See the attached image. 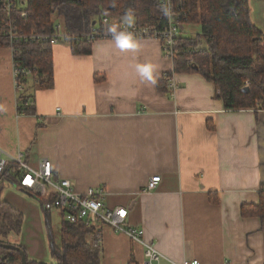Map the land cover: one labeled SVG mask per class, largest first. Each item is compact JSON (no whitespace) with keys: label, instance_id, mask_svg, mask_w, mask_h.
<instances>
[{"label":"crops","instance_id":"0c3cea01","mask_svg":"<svg viewBox=\"0 0 264 264\" xmlns=\"http://www.w3.org/2000/svg\"><path fill=\"white\" fill-rule=\"evenodd\" d=\"M249 3L264 36V0ZM136 42L121 51L115 40H100L91 55L77 57L70 46H55V85L32 91L33 116L17 113L13 56L0 48V147L23 153L34 168L49 159L56 178L80 193L104 188L106 205L129 211L127 225L144 231L161 264H264V221L242 216L243 206L260 204L264 187V110L225 109L213 83L175 73L159 41ZM149 64L154 84L137 71ZM166 72L175 73V98L159 89ZM156 176L157 189L145 192ZM15 189L3 200L25 222L21 240L10 241L49 264L41 204ZM94 241L101 264L146 262L143 245L109 226L93 230Z\"/></svg>","mask_w":264,"mask_h":264},{"label":"trees","instance_id":"16d2710c","mask_svg":"<svg viewBox=\"0 0 264 264\" xmlns=\"http://www.w3.org/2000/svg\"><path fill=\"white\" fill-rule=\"evenodd\" d=\"M251 11L249 0H187L190 24L201 26L202 32L194 38H182L183 45H188L195 53L178 57L175 73H197L213 83L217 92H221L217 97L227 110H264V36L252 23ZM126 13H132L138 24L147 25L161 16L160 0H28L27 18L19 19V26L27 34H47L60 19L69 32L82 33L104 16L123 19ZM8 46V39L0 38V48ZM70 48L76 57L92 53L91 44L86 42L72 43ZM53 49L54 46L45 43L17 47L15 61L35 71L34 79L22 83L25 91L17 100L19 116L36 115L33 90L54 88ZM190 59L193 65H188ZM163 83L164 87L161 83L159 89L168 92ZM247 83L250 94L242 92ZM4 191V183H1L0 243L22 248L10 238L19 240L24 215L3 200ZM36 200L41 204L50 238L52 262L49 264H101L99 245L89 242L93 230L63 219L60 244L56 243L52 213L44 209L45 200ZM242 216L259 217L264 221V187L260 190V204L243 206ZM28 261L39 264L29 258ZM0 264H22V257L17 251L0 247Z\"/></svg>","mask_w":264,"mask_h":264},{"label":"built area","instance_id":"2783aa9c","mask_svg":"<svg viewBox=\"0 0 264 264\" xmlns=\"http://www.w3.org/2000/svg\"><path fill=\"white\" fill-rule=\"evenodd\" d=\"M161 16L147 24H138L135 20L127 25L120 18L102 17L95 22L89 31L82 33L69 32L65 24L56 21L51 33H24L19 26V19L27 18L28 0H0V38H7L13 56V75L17 96L24 93L22 83L34 79L35 71L16 62L14 57L17 47L31 43H45L51 46L72 43L93 44L100 40H113L107 29L115 26L118 29L131 32L135 40H156L161 43L166 59L174 63L183 54H194L195 51L184 46L182 38L190 19L187 12V0H160ZM165 10L167 14H165ZM193 59L188 65H193ZM168 93L175 98L178 82L174 72H166L163 76ZM247 83L245 87H249ZM221 94L220 91L217 92ZM27 104V103H26ZM28 105V104H27ZM59 111V110H58ZM0 176H5L16 183L18 189L29 194L34 199L45 200L43 207L72 225H82L98 231L99 226H109L115 233L126 235L133 242L145 247L146 262L144 264H161L164 256L153 243L144 241V231L127 225L129 211L124 207L109 208L106 205L104 188H89L84 193L78 192L70 180L56 178L52 163L42 159L39 168L28 164L23 153L10 155L0 147ZM161 177L151 178L145 192L157 189ZM182 264H200L199 261L185 260Z\"/></svg>","mask_w":264,"mask_h":264},{"label":"clouds","instance_id":"9594fccd","mask_svg":"<svg viewBox=\"0 0 264 264\" xmlns=\"http://www.w3.org/2000/svg\"><path fill=\"white\" fill-rule=\"evenodd\" d=\"M165 14H167L166 10ZM123 22L127 25H131L133 23L132 13H126L123 17ZM107 31L111 38L115 40L116 47L121 51L135 49L138 46L131 32L118 29L115 26L109 27ZM137 71L143 79L153 84L155 83L154 67L152 65H137Z\"/></svg>","mask_w":264,"mask_h":264},{"label":"rangeland","instance_id":"374dc122","mask_svg":"<svg viewBox=\"0 0 264 264\" xmlns=\"http://www.w3.org/2000/svg\"><path fill=\"white\" fill-rule=\"evenodd\" d=\"M58 21H61L60 19H57V22ZM201 26H198V25H189L187 26L186 28V32H184V36L186 38H194V37H197L199 35H201ZM38 90H34V92H37ZM36 169L39 168V165L37 167H35ZM1 183H4V186H5V193L11 191V189L13 190H16V183H14L13 180L9 179V178H6V177H2L0 176V184ZM10 189V190H9ZM5 193H4V196H5ZM4 199V198H3ZM63 219L58 215L52 213V230H53V236H54V240H56L55 242L60 244V239H61V228H62V222ZM23 234V232H22ZM22 234L20 236V240L22 238ZM43 236L46 240V247L49 249V245H50V238H49V235H48V231L46 229V222H45V219L43 221Z\"/></svg>","mask_w":264,"mask_h":264},{"label":"water","instance_id":"95a60500","mask_svg":"<svg viewBox=\"0 0 264 264\" xmlns=\"http://www.w3.org/2000/svg\"><path fill=\"white\" fill-rule=\"evenodd\" d=\"M195 70H197V68H195ZM242 92L245 94H250L251 90L249 87H245ZM0 247L6 250H14V251L19 252L22 257V264H29V261L27 258L28 255H26L25 251L22 248L9 245V244H2V243H0Z\"/></svg>","mask_w":264,"mask_h":264}]
</instances>
